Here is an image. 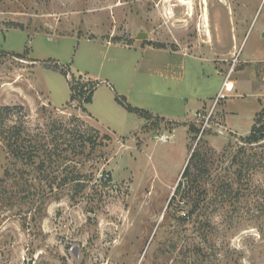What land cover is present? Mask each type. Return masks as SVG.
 Masks as SVG:
<instances>
[{
  "label": "rangeland",
  "instance_id": "1",
  "mask_svg": "<svg viewBox=\"0 0 264 264\" xmlns=\"http://www.w3.org/2000/svg\"><path fill=\"white\" fill-rule=\"evenodd\" d=\"M72 75L100 82L91 104L70 103ZM257 117L264 0H0V264H264ZM19 124L66 159L12 158Z\"/></svg>",
  "mask_w": 264,
  "mask_h": 264
},
{
  "label": "trees",
  "instance_id": "2",
  "mask_svg": "<svg viewBox=\"0 0 264 264\" xmlns=\"http://www.w3.org/2000/svg\"><path fill=\"white\" fill-rule=\"evenodd\" d=\"M64 76H68L67 72H62ZM100 85V82L98 81H84L81 76L75 77L72 75V80L69 81V87L71 91V98H70V103H74L76 101H82L83 105H89L93 101L94 93L97 90L98 86ZM118 102H121V104L126 107V109L130 112H135L138 114H143L144 117L150 118L151 115L149 112L144 111L139 108H135L132 106H125L120 99H117ZM3 113L9 115L11 114L12 109L10 107H5L1 110ZM25 128L22 124L15 125L11 132H9V135L5 138L6 139V147L9 150V154L12 156V158H15L16 160L22 162V164L25 167H31L33 168L37 174L39 175V169L44 170L45 169V164L46 163H54L56 161V158L59 157H64L66 159V156H63V152L59 150H54V149H46L45 151H42L39 148V145L34 143L30 138H26L24 134ZM82 137V136H80ZM242 140L244 141L245 145H258L262 142H264V122L261 120V117H257L255 120V123L251 129V132L249 133L248 136L242 137ZM83 145L86 143H92L94 144L95 142L93 141L92 138L88 139H83ZM42 155L45 156V158L41 159ZM245 167L243 161L240 167V173L239 175H242L243 173V168ZM203 171V167L201 166V157L199 153H195L191 160L189 165L186 167L185 172L183 174V181L187 180V187L188 189L192 188L194 185L197 184V181ZM79 175H76L73 178H67L63 181L64 185L68 183L69 181L74 182L76 184H80L81 182L78 181L80 178L78 177ZM183 181L179 182L178 189L176 191V195L181 192V188L184 184ZM80 182V183H79ZM59 184V186H61ZM177 196H174L172 200L170 201L169 207H172L176 200ZM179 202H184V200H189L191 202L190 198V192H185L183 196H181ZM195 204V203H194ZM195 210H197V204H195Z\"/></svg>",
  "mask_w": 264,
  "mask_h": 264
},
{
  "label": "built area",
  "instance_id": "3",
  "mask_svg": "<svg viewBox=\"0 0 264 264\" xmlns=\"http://www.w3.org/2000/svg\"><path fill=\"white\" fill-rule=\"evenodd\" d=\"M234 67H235V64L233 65V67L229 70L226 78H225V81H224V84L222 85L218 95H217V99L216 101H221V100H224V99H227L231 94H233L236 90V85H235V82L232 80V73L234 72ZM165 139V137L163 138V140ZM166 140V139H165ZM109 177H104V180H108Z\"/></svg>",
  "mask_w": 264,
  "mask_h": 264
},
{
  "label": "water",
  "instance_id": "4",
  "mask_svg": "<svg viewBox=\"0 0 264 264\" xmlns=\"http://www.w3.org/2000/svg\"><path fill=\"white\" fill-rule=\"evenodd\" d=\"M138 37L141 38V39H145V38L148 37V35L147 34H139Z\"/></svg>",
  "mask_w": 264,
  "mask_h": 264
}]
</instances>
